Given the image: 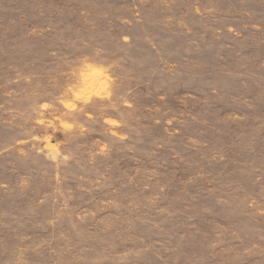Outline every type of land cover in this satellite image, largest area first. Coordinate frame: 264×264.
Here are the masks:
<instances>
[{
  "label": "rangeland",
  "instance_id": "rangeland-1",
  "mask_svg": "<svg viewBox=\"0 0 264 264\" xmlns=\"http://www.w3.org/2000/svg\"><path fill=\"white\" fill-rule=\"evenodd\" d=\"M0 264H264V0H0Z\"/></svg>",
  "mask_w": 264,
  "mask_h": 264
}]
</instances>
